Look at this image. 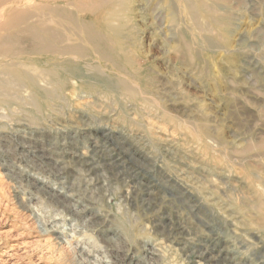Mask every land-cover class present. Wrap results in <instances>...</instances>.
<instances>
[{"label":"rangeland","instance_id":"rangeland-1","mask_svg":"<svg viewBox=\"0 0 264 264\" xmlns=\"http://www.w3.org/2000/svg\"><path fill=\"white\" fill-rule=\"evenodd\" d=\"M16 1L0 264H264V0Z\"/></svg>","mask_w":264,"mask_h":264},{"label":"bare ground","instance_id":"bare-ground-1","mask_svg":"<svg viewBox=\"0 0 264 264\" xmlns=\"http://www.w3.org/2000/svg\"><path fill=\"white\" fill-rule=\"evenodd\" d=\"M5 1H7V0H0V3H2V2H5ZM17 2L18 1H16V0H13L12 2H10V3H8V4H6L3 8H1L0 9V15H8V20L6 21L7 23H6V26L8 27V28H10L12 25H14L15 26V24H16V21L18 20V15H17V13L16 12H14V10L16 9L15 8V6H17L16 4H17ZM166 132V131H165ZM163 134V133H162ZM165 134V133H164ZM168 134V133H167ZM170 136V135H169ZM162 141H163V143L164 142H167V141H171L172 142V140L170 139H167L168 138V135H162L161 137H159ZM170 138H171V136H170ZM173 141H174V139H173ZM170 143V142H169ZM169 143H168V145H169ZM177 144V143H176ZM175 144V145H176ZM164 145H167V144H164ZM173 146V145H172ZM94 147L96 148V149H99L100 150V148L99 147H103V146H98V145H94ZM165 147H168V146H165ZM171 147V146H170ZM174 148V147H173ZM171 149V148H170ZM197 149V148H196ZM196 149H195V151H196ZM168 150H169V148H168ZM171 151H173V149L171 150ZM101 152V151H100ZM167 152V151H166ZM170 152V151H169ZM98 156H100V155H98ZM103 157V156H102ZM88 161L89 160H86V162L88 163ZM98 161V160H97ZM83 163V162H82ZM95 164V163H94ZM93 164V165H94ZM90 165H92V164H90ZM92 167V166H91ZM179 170V169H178ZM176 172H177V170H176ZM179 172H181L180 170L178 171V173ZM182 172H185V171H182ZM91 173V172H90ZM124 173V172H123ZM186 173V172H185ZM183 176V174H178V176ZM129 179V178H128ZM187 179V178H186ZM184 180V179H183ZM190 180H191V178H190ZM197 182V181H196ZM150 185V184H149ZM148 186V185H147ZM151 186V185H150ZM144 190V189H143ZM150 190V189H149ZM143 192V191H142ZM146 193V192H145ZM173 232V231H172ZM171 232V233H172ZM24 254V253H23ZM11 260V259H10ZM229 264H233V262H230Z\"/></svg>","mask_w":264,"mask_h":264}]
</instances>
